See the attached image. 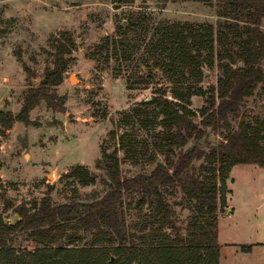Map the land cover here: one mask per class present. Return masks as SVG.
I'll use <instances>...</instances> for the list:
<instances>
[{"label": "trees", "instance_id": "16d2710c", "mask_svg": "<svg viewBox=\"0 0 264 264\" xmlns=\"http://www.w3.org/2000/svg\"><path fill=\"white\" fill-rule=\"evenodd\" d=\"M227 2L241 13L247 11V19L230 17L225 7L215 25L187 21L156 25L144 45L151 67L159 68L172 84L170 95L158 87L150 101H143L161 116L163 161L149 172L125 176L117 151L101 148L95 167L106 177L102 196L95 193L91 200H79L74 190L68 201L53 203L49 188L32 204L8 203L6 208L18 219L7 222L0 214V264H218L217 211L226 203L222 192L228 174L236 164L264 167V119L242 116L235 128L228 123L229 115L236 114L257 88L264 95V0ZM142 22L136 17L126 19V24L117 27L116 36H120L106 37L97 45L98 52L110 49L128 60L135 43L126 35L138 30ZM54 42L53 68L26 91L17 113L0 110L3 129L16 122L28 124L30 111L41 100L64 111V98L49 93L48 88L61 82L67 67L64 55L74 41L62 32ZM214 57L219 75L205 90L197 84ZM193 95L204 97L199 120L190 107ZM118 143L123 149L133 146L127 134L120 135ZM66 176L82 185L95 179L81 164L72 166ZM176 189L194 212L185 235L180 234L166 200V194ZM135 194L141 197L138 207L142 210L147 203L149 214L141 225L132 226L125 208ZM70 229L89 234L90 242L82 243L83 237L70 234ZM146 229L152 233L146 234ZM18 234H25L33 248L16 246ZM103 240L107 241L104 249L97 246ZM251 246L242 245L241 250L249 251Z\"/></svg>", "mask_w": 264, "mask_h": 264}, {"label": "rangeland", "instance_id": "374dc122", "mask_svg": "<svg viewBox=\"0 0 264 264\" xmlns=\"http://www.w3.org/2000/svg\"><path fill=\"white\" fill-rule=\"evenodd\" d=\"M225 7L230 17L249 16L227 0H0V110L17 113L26 91L53 68L54 41L60 33L68 32L74 41L64 55L67 67L61 82L48 88L49 93L64 98V111L41 100L30 111L28 124L16 122L10 129L0 126V214L5 220L12 223L18 219L6 208L8 203L32 204L49 188L53 203L68 201L74 190L79 200H91L95 193L102 196L107 190L106 177L95 167L101 148L117 151L125 176L149 172L163 161L161 116L143 101H150L158 87L166 88L170 95L172 84L159 68L151 67L144 45L156 25L186 21L215 25ZM135 17L143 22L126 35L135 43L129 48L128 60L110 49L98 52L100 42L120 36H116L117 27ZM204 70L197 85L207 90L219 75L216 57ZM203 105V96L191 97L196 120ZM242 116L264 119V95L259 88L236 114L229 115L228 123L235 128ZM122 134L131 138L132 147H119ZM77 164L95 176L92 183L82 185L66 176ZM223 191L226 203L217 211L222 264H264V247L252 255L235 250L237 245H264V167L237 164L230 170ZM140 199L135 194L130 207L125 208V218L132 226L148 218L147 203L142 210L137 205ZM166 200L180 234L185 235L193 222L191 204L179 189L167 193ZM144 232L152 233L148 229ZM69 233L81 235L82 243L90 242L89 234L72 229ZM15 245L26 249L34 246L25 234L16 235ZM97 246L104 249L107 241Z\"/></svg>", "mask_w": 264, "mask_h": 264}, {"label": "crops", "instance_id": "0c3cea01", "mask_svg": "<svg viewBox=\"0 0 264 264\" xmlns=\"http://www.w3.org/2000/svg\"><path fill=\"white\" fill-rule=\"evenodd\" d=\"M237 165V164H236ZM236 165H234V166H236ZM233 166V167H234ZM232 167V168H233ZM232 168H231V170H232ZM18 217V216H17ZM233 243H226V245L227 246H234V245H232ZM243 245H245V244H243ZM250 245H252L251 246V249L249 250V251H242L241 250V246L242 245H237V246H235V250H239V251H241L242 253H244V255H252L253 253H254V251L256 250V249H259L260 247H264V245L263 244H250ZM221 246V245H220ZM230 248V247H229ZM223 247L221 246L220 247V255H219V261H218V264H222V260H221V258H222V256H223Z\"/></svg>", "mask_w": 264, "mask_h": 264}, {"label": "water", "instance_id": "95a60500", "mask_svg": "<svg viewBox=\"0 0 264 264\" xmlns=\"http://www.w3.org/2000/svg\"><path fill=\"white\" fill-rule=\"evenodd\" d=\"M73 80H74V78L71 76V77H70V81L72 82Z\"/></svg>", "mask_w": 264, "mask_h": 264}]
</instances>
